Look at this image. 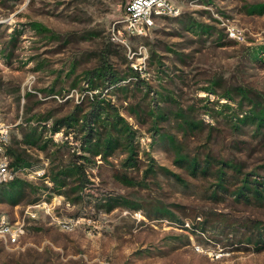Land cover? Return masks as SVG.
<instances>
[{
    "label": "rangeland",
    "instance_id": "374dc122",
    "mask_svg": "<svg viewBox=\"0 0 264 264\" xmlns=\"http://www.w3.org/2000/svg\"><path fill=\"white\" fill-rule=\"evenodd\" d=\"M176 2L0 0V264H264V0Z\"/></svg>",
    "mask_w": 264,
    "mask_h": 264
},
{
    "label": "built area",
    "instance_id": "2783aa9c",
    "mask_svg": "<svg viewBox=\"0 0 264 264\" xmlns=\"http://www.w3.org/2000/svg\"><path fill=\"white\" fill-rule=\"evenodd\" d=\"M180 6L176 0H127L125 13L119 21L126 31L134 35H144L155 24L158 17L177 16ZM230 35L236 40H244V35L237 29H231ZM10 134L7 126L0 125V188L14 180L16 171L7 154ZM10 239L15 242L18 232L11 231Z\"/></svg>",
    "mask_w": 264,
    "mask_h": 264
},
{
    "label": "trees",
    "instance_id": "16d2710c",
    "mask_svg": "<svg viewBox=\"0 0 264 264\" xmlns=\"http://www.w3.org/2000/svg\"><path fill=\"white\" fill-rule=\"evenodd\" d=\"M107 144H108L109 147L112 145L111 139H108ZM17 161H19V157L17 158ZM17 161H15V163H13V164L14 165L17 164ZM256 193H257L256 194L257 197L261 195L258 191H256Z\"/></svg>",
    "mask_w": 264,
    "mask_h": 264
}]
</instances>
